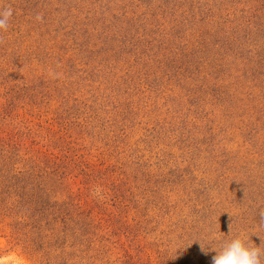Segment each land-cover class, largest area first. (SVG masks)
Instances as JSON below:
<instances>
[{"label":"trees","instance_id":"16d2710c","mask_svg":"<svg viewBox=\"0 0 264 264\" xmlns=\"http://www.w3.org/2000/svg\"><path fill=\"white\" fill-rule=\"evenodd\" d=\"M27 1L43 15L29 31L35 43L21 46L11 63L20 83L0 75V231L10 244L33 264H212L211 249L237 234L264 249V0L247 22L231 20L217 43L198 29L217 13L197 0ZM177 40L169 61L165 51ZM241 49L248 50L247 74L238 72ZM183 89L194 100L186 99L183 121L170 122L176 131L198 121L205 91L239 117L238 129L253 131L250 164L233 176L224 171L235 172L233 165L224 167L228 175L210 201L219 210L203 205L204 192L181 168L190 169V160L182 166L160 158L155 170L139 154L143 147L127 153L141 104L163 99L156 108L163 115ZM211 144L220 165L224 142ZM166 175L180 184L173 209L170 186L158 179ZM240 176L223 206L225 185Z\"/></svg>","mask_w":264,"mask_h":264},{"label":"rangeland","instance_id":"374dc122","mask_svg":"<svg viewBox=\"0 0 264 264\" xmlns=\"http://www.w3.org/2000/svg\"><path fill=\"white\" fill-rule=\"evenodd\" d=\"M258 1V0H257ZM256 0H197V4L201 3L202 6L210 8V11H214L217 15L212 19V22L205 26H201L198 29L203 30L206 34V39L213 43L217 41H222L223 29L228 26V23L236 17H239V21L247 22L250 17L251 12L254 11L255 7L258 6ZM247 3V4H245ZM27 0H0V11H3L7 7L12 8V16L9 20V27L7 32H0V75L4 76L11 74L10 79H7L8 82L20 83V71H17V67L11 68V63H16L19 61L17 59V54L19 49L24 47L27 43H35L36 38L29 39V31L32 29L31 25L35 22V19H39L43 15L40 13L39 8L34 7ZM190 5V4H189ZM192 6V9L195 8L196 11L198 6ZM251 7L250 11H246L248 7ZM206 15L205 10L201 12V15L198 17H204ZM36 24V22L34 23ZM183 24H179V27L183 28ZM209 25V26H208ZM171 25H169L170 27ZM208 26V27H207ZM155 31V30H154ZM157 34V33H156ZM155 34V36H156ZM254 36V35H253ZM225 42V41H224ZM179 41H174L173 45H169L168 50L165 51L164 57L171 61L172 54H175V51L179 47ZM243 47V46H242ZM223 50L229 48L226 45L220 47ZM212 48L208 49V54L212 51ZM244 52V57L246 58L247 49H241ZM212 54V53H211ZM236 58L241 59L244 62L239 69V73L247 74L248 73V64L249 58L242 56H237ZM10 64V66H8ZM160 64V63H155ZM0 81L4 79L0 76ZM197 87H194L196 90ZM4 89V83H0V91ZM3 91V90H2ZM197 89L195 92H198ZM189 90L183 89L182 95L184 97H178L177 100L173 102H168L166 105V112L162 115L157 114L156 108L164 104L165 100L157 99L159 102L141 104L138 115L135 116V121H138L136 125L137 131L135 134L130 136L129 140H126V145H129L127 153L131 155L134 154L135 149L143 147L145 150L143 153H139L146 159L152 168L156 170V167L160 165V158L163 159L164 164L173 162H180L184 166L190 160V169L181 167L183 170L188 173H192L194 183L198 188V191L204 192L202 194V203L206 207H211L212 209L219 210L217 205L210 202L211 199L217 196V189L222 186L221 176H226L229 173L230 175H236L238 169L240 173L250 164V151L248 147L252 144V134L251 129H238L237 126H241V121L239 117L232 118L230 117V110L221 107L215 106L216 102L213 96L212 91L203 92L204 100L206 101L205 105L198 111V121L195 120L191 125L190 131H185L186 133L176 131L175 129L179 128L177 124H170V122H181L183 121L182 117L188 114L187 107L189 104H185L186 99L189 97V101L194 100L188 95ZM191 98V99H190ZM1 99V98H0ZM138 101V100H137ZM139 103H142L138 101ZM226 102L222 100L221 103ZM194 103V101L192 102ZM138 106V105H136ZM135 106V107H136ZM144 106V107H143ZM191 107V106H190ZM240 112V110H237ZM177 114V119H175ZM237 114H241L237 113ZM131 128V127H130ZM129 128V129H130ZM161 133L164 136V139H159ZM127 138V137H126ZM47 139L42 140V150H45L47 147ZM218 143L219 141L224 142L223 148L219 149V154L222 156L223 152L225 156L222 159V164L218 165L214 163L211 158L213 154V145L211 143ZM114 148L113 153H117L121 149V143H113ZM193 147V153L190 152V148ZM194 147H197L199 150H195ZM125 156V153H122ZM221 161L222 157H218ZM217 159V157H216ZM233 165V170H224L225 166ZM166 170V168H165ZM226 172H224V171ZM167 176V175H166ZM174 176L161 177L158 179H166V185L170 186V195L168 193V205L170 209H173L175 205V196L172 194V191L175 188H178L180 184H171V178ZM239 180H243L242 176L239 178H232L228 185H225V188L229 189L227 194V203L225 205H230L232 199L235 197L234 192L238 190L235 187ZM173 187V188H172ZM180 214L183 216L186 214V211L183 207L179 210ZM204 215L209 213L203 212ZM174 219H180L179 217H174ZM151 227H153L152 221L150 222ZM172 238L169 235L168 245H172ZM173 249V246H172ZM119 250V249H116ZM158 251V248L157 250ZM119 252H121L119 250ZM21 261L22 264H33L32 261L24 254L21 248L14 247L10 244L8 236L4 231H0V264H16L17 261Z\"/></svg>","mask_w":264,"mask_h":264},{"label":"clouds","instance_id":"9594fccd","mask_svg":"<svg viewBox=\"0 0 264 264\" xmlns=\"http://www.w3.org/2000/svg\"><path fill=\"white\" fill-rule=\"evenodd\" d=\"M11 16V7L0 11V32H7ZM261 217L264 221V212L261 213ZM249 241L250 237L244 234H237L231 240H223L219 247L211 249L216 253L212 257V264H264V249ZM201 251L205 255L208 254L203 247ZM16 264L22 262L18 260Z\"/></svg>","mask_w":264,"mask_h":264}]
</instances>
